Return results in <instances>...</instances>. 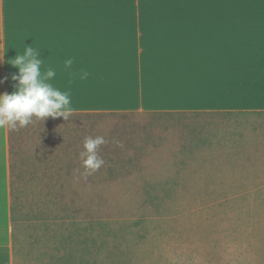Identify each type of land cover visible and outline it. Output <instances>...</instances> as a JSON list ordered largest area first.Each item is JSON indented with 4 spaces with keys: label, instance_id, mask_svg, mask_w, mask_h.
I'll return each mask as SVG.
<instances>
[{
    "label": "rangeland",
    "instance_id": "374dc122",
    "mask_svg": "<svg viewBox=\"0 0 264 264\" xmlns=\"http://www.w3.org/2000/svg\"><path fill=\"white\" fill-rule=\"evenodd\" d=\"M122 4L264 11V0ZM97 135L105 163L84 177L78 153ZM10 139L14 264H264V112L34 118Z\"/></svg>",
    "mask_w": 264,
    "mask_h": 264
},
{
    "label": "crops",
    "instance_id": "0c3cea01",
    "mask_svg": "<svg viewBox=\"0 0 264 264\" xmlns=\"http://www.w3.org/2000/svg\"><path fill=\"white\" fill-rule=\"evenodd\" d=\"M24 43L42 48V68L56 70L50 83L70 92L74 113L264 111V11L0 0V46L13 56ZM68 57L74 65L66 71ZM81 69L86 80L74 75ZM16 72L0 62V93L13 90ZM11 149L10 130L0 132V264H14Z\"/></svg>",
    "mask_w": 264,
    "mask_h": 264
},
{
    "label": "clouds",
    "instance_id": "9594fccd",
    "mask_svg": "<svg viewBox=\"0 0 264 264\" xmlns=\"http://www.w3.org/2000/svg\"><path fill=\"white\" fill-rule=\"evenodd\" d=\"M25 44V43H24ZM23 53L7 56L9 48L0 46V62H6L17 69L11 74V79L16 83L11 92L0 93V132L5 130L15 131L33 123V120L43 121L45 118L62 117L68 120L76 108L74 107L70 92L62 91L50 81L56 76L53 67L42 68L44 61L39 47L30 44ZM74 58L68 57L63 61V68L69 71L73 68ZM81 80H86L88 71L81 69L78 73ZM104 136H86L82 141V150L78 153L83 172L87 177L99 171L105 161L99 155V149L106 144ZM121 146L119 142H116Z\"/></svg>",
    "mask_w": 264,
    "mask_h": 264
},
{
    "label": "trees",
    "instance_id": "16d2710c",
    "mask_svg": "<svg viewBox=\"0 0 264 264\" xmlns=\"http://www.w3.org/2000/svg\"><path fill=\"white\" fill-rule=\"evenodd\" d=\"M247 113V112H253V113H260V112H264V111H181V113H194V114H208V113H222V114H233V113ZM105 114V112H91V113H73L75 115H81V114H85V115H101V114ZM108 114L111 115H115V114H126V113H134V112H107ZM146 113H162V112H146ZM164 113H180V112H170V111H166ZM12 220V219H11Z\"/></svg>",
    "mask_w": 264,
    "mask_h": 264
}]
</instances>
